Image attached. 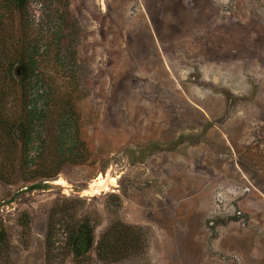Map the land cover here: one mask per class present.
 <instances>
[{"label": "rangeland", "instance_id": "1", "mask_svg": "<svg viewBox=\"0 0 264 264\" xmlns=\"http://www.w3.org/2000/svg\"><path fill=\"white\" fill-rule=\"evenodd\" d=\"M1 234L0 264H264V0H0Z\"/></svg>", "mask_w": 264, "mask_h": 264}, {"label": "trees", "instance_id": "2", "mask_svg": "<svg viewBox=\"0 0 264 264\" xmlns=\"http://www.w3.org/2000/svg\"><path fill=\"white\" fill-rule=\"evenodd\" d=\"M29 0H11V2H14L16 7L20 10L24 9L25 6L27 5ZM20 64H22V71L23 74H25V77H28L30 75V71L34 68L35 66V60L34 58H29L28 60H21ZM33 118H32V122H33ZM27 124V123H26ZM32 131L30 130H26L25 132H23V135L26 137L25 143L26 145H29L30 142L32 141ZM132 226L123 224V229H131ZM114 227L109 229L108 232H112L115 231ZM5 238L4 234L0 235V241H2ZM73 235L71 234V236L69 237V239L67 240L66 244H69L70 240L73 239ZM56 244H57V240L55 239L54 235L50 232L48 237H47V252L48 254L52 252H54V250L56 249ZM100 246H103V243L101 242Z\"/></svg>", "mask_w": 264, "mask_h": 264}, {"label": "bare ground", "instance_id": "3", "mask_svg": "<svg viewBox=\"0 0 264 264\" xmlns=\"http://www.w3.org/2000/svg\"><path fill=\"white\" fill-rule=\"evenodd\" d=\"M113 184H115V182L113 183ZM108 187V186H107ZM97 188V187H96Z\"/></svg>", "mask_w": 264, "mask_h": 264}]
</instances>
